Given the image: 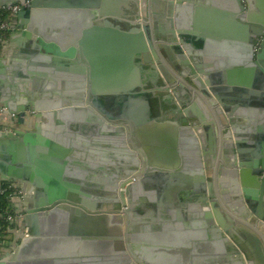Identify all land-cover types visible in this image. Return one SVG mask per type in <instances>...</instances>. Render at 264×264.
Masks as SVG:
<instances>
[{
	"label": "water",
	"instance_id": "1",
	"mask_svg": "<svg viewBox=\"0 0 264 264\" xmlns=\"http://www.w3.org/2000/svg\"><path fill=\"white\" fill-rule=\"evenodd\" d=\"M207 1L0 0L29 3L7 54L22 65L0 59L14 69L0 95L18 91L0 113L50 122L0 130V179L26 192L21 240L0 264H264V0H219L209 23ZM68 63L75 83L61 82ZM149 83L176 121H154L139 97ZM101 89L129 98L121 117L138 128L110 127L105 148L87 133L106 136L100 97L85 101Z\"/></svg>",
	"mask_w": 264,
	"mask_h": 264
},
{
	"label": "crops",
	"instance_id": "2",
	"mask_svg": "<svg viewBox=\"0 0 264 264\" xmlns=\"http://www.w3.org/2000/svg\"><path fill=\"white\" fill-rule=\"evenodd\" d=\"M204 5V11H203V14H202V17L204 18V21L207 23L209 22H214L215 19H221V15H219L218 11H225L226 10V4L222 3V1H215V0H208L206 3L202 4ZM86 18V17H85ZM216 20V21H217ZM89 24L92 23V20L91 18H89L88 20ZM87 20H86V23H88ZM104 27L106 25L102 24ZM207 25V24H206ZM95 26V25H94ZM123 31H127V26H124V28L121 26V28ZM211 32V31H209ZM208 33V32H207ZM210 34V33H208ZM209 37H212L209 36ZM217 39V38H215ZM17 46H16V50L17 51H21L22 49H29V47L27 46V41L25 40H21L19 42H17ZM11 44V43H10ZM28 47V48H27ZM10 49H12V46H10ZM10 51V50H9ZM8 51V53H9ZM7 53V54H8ZM4 55L3 57H1L0 59H6V62H5V67H7L8 65L11 64V60L12 58L8 57V55ZM73 65H70L69 63L68 64H64L63 66V69L62 71L65 72V74H63V76L60 78L61 79V82L63 81V83L66 81V82H76L77 80V77H73L72 75H67L68 71H70L69 69H72ZM4 67V69H5ZM72 67V68H71ZM4 71V70H3ZM66 76L70 77V79L67 81L66 80ZM88 82L89 84L91 83L90 79L88 78ZM92 84H94L92 82ZM102 83H99L98 82V86H101ZM43 90H35L34 91V94L37 95L38 97L41 96ZM123 94V93H121ZM142 96H139L141 99L144 98V99H149L152 103V107L154 108V115H153V119H155L154 121L156 123H159L160 125H164V124H168V122H173V121H176L177 117L176 115H174L173 113H171V108L173 107L172 104H169V103H165L164 100H163V94L160 93L159 90H157V88L154 86L153 83H149L148 86L145 87L144 89V92H142L141 94ZM100 97V98H99ZM41 98V97H40ZM96 98H99L103 104V108L106 110V111H101L100 109H95L94 112L96 115H98V117L102 118L103 119V123H106L104 125H99L101 129H104V131L102 132L106 134V136L102 139H99L98 138V134L95 135L94 134V130H92L91 128V124L93 125L94 123H87V126H89L91 129L90 131H87V133H89V138H90V141L91 142H94L95 144L98 143V145H100L99 142H101V140H105L104 142H107L106 140L107 139H111V136H112V133H111V129L110 127L112 126H116V125H123L124 128H125V131L126 133L128 132V129H127V125H125V123L129 124V127L130 130H134V129H138L137 128V124L134 120H127V119H124L123 117H121L122 114H125V112H127V108L129 106V98L126 97V96H120L119 94L117 93H112L110 90H105V89H101L98 91V93L96 94V92H92L90 94V92H88V95L85 99L86 103H89L92 105V102L96 99ZM89 104H87V106H89ZM162 109V110H160ZM81 115V113L79 114ZM84 116V114H83ZM3 116L0 115V118H2ZM82 118V117H81ZM80 118V119H81ZM143 118V117H142ZM18 120V118H17ZM17 120H15L14 124H16L15 128H20V129H27V130H31L33 129V127H36V125H40V124H43L44 122L41 121L40 119H38L33 113L30 115L29 118H27V122H28V125H26L25 127H23ZM82 122V121H81ZM84 122V121H83ZM82 122V123H83ZM94 122V121H93ZM96 122V121H95ZM47 123V124H46ZM49 121H46L44 124L46 125H49ZM149 122L147 121V123L145 122H142V125L140 126V129L142 131V134L146 135V134H149ZM20 126V127H19ZM78 128L79 130H85L84 129V126L80 124V122L78 121ZM50 133V132H49ZM47 137H50V134L47 136ZM100 137V136H99ZM205 143H206V140L204 139L203 140ZM101 147L102 148H105L103 142H101ZM216 143H217V139H216ZM88 148V147H86ZM93 148V147H92ZM89 149L86 150V153H88ZM99 150V148L97 147H94L93 151L95 152L94 154H97V151ZM90 153V152H89ZM93 163H95V161H91Z\"/></svg>",
	"mask_w": 264,
	"mask_h": 264
},
{
	"label": "built area",
	"instance_id": "3",
	"mask_svg": "<svg viewBox=\"0 0 264 264\" xmlns=\"http://www.w3.org/2000/svg\"><path fill=\"white\" fill-rule=\"evenodd\" d=\"M29 3H15L4 7L0 11V58L8 53L11 46V35L18 26V14L27 7ZM0 130L12 132L16 124L12 123L17 120V115L10 113H0ZM0 193L7 194L8 205L4 210H0V221L7 223L3 227V240L0 243V258L8 253H12L20 242L19 220L25 215L26 192L15 181H2L0 179ZM1 229V225H0ZM30 236L29 228L24 229V237Z\"/></svg>",
	"mask_w": 264,
	"mask_h": 264
},
{
	"label": "flooded vegetation",
	"instance_id": "4",
	"mask_svg": "<svg viewBox=\"0 0 264 264\" xmlns=\"http://www.w3.org/2000/svg\"><path fill=\"white\" fill-rule=\"evenodd\" d=\"M146 12H147V14H146ZM144 14H143V19H146V21H149L150 20V10L148 9L147 11H146ZM125 16V15H124ZM145 16H147V17H145ZM112 22H113V24H115V25H120V26H122L123 28H124V26H127V29H129L130 28V24L129 23H127V21L125 20V18H123V17H121V21L120 20H117V19H112ZM11 63L12 64H14L15 66H17V65H22V63L18 60V59H16V58H13L12 60H11ZM4 71H2V70H0V85H2L3 83H4V79H6L7 77H8V74L10 73V74H13V72H14V69H9V68H5V69H3ZM9 72V73H8ZM17 82H19V83H23L24 82V80L22 79H20V80H18ZM17 82H14V83H11L10 81H9V86L10 85H13V86H16V85H18L19 83H17ZM7 83V82H6ZM19 90L21 91V87L19 86ZM2 92H1V95H0V97L2 96H4V95H14V93L13 92H18L17 90H10V92H6V89H5V86L3 87V89L1 90ZM160 93H162L163 95L162 96H164V95H166L167 94V92H165L164 90H162V91H160ZM191 93H189V95H190ZM193 96H188V98H186V99H184L188 104H191V102L193 101ZM130 126H129V124H128V128H129ZM131 128V127H130ZM130 128L128 129L129 130V132L131 133V130H130ZM130 137H131V134H130ZM208 158V161H210L211 162V156H208L207 157ZM227 167H230V166H227ZM229 184H231V182H229ZM238 224V223H237ZM7 255V254H6Z\"/></svg>",
	"mask_w": 264,
	"mask_h": 264
},
{
	"label": "trees",
	"instance_id": "5",
	"mask_svg": "<svg viewBox=\"0 0 264 264\" xmlns=\"http://www.w3.org/2000/svg\"><path fill=\"white\" fill-rule=\"evenodd\" d=\"M8 205V200H7V194H2L0 193V210H4ZM1 229H0V243L3 240L4 232L2 231L4 228L7 226V223L1 222ZM3 228V229H2Z\"/></svg>",
	"mask_w": 264,
	"mask_h": 264
}]
</instances>
